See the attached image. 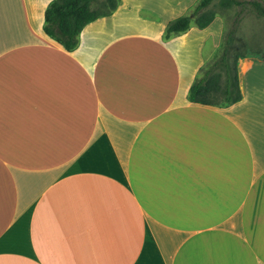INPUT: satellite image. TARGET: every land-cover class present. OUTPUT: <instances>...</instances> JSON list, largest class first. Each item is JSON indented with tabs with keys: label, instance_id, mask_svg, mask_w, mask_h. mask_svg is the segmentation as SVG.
<instances>
[{
	"label": "crops",
	"instance_id": "1",
	"mask_svg": "<svg viewBox=\"0 0 264 264\" xmlns=\"http://www.w3.org/2000/svg\"><path fill=\"white\" fill-rule=\"evenodd\" d=\"M51 0H0V264H264V56L241 98L192 101L223 23L198 0H117L74 49Z\"/></svg>",
	"mask_w": 264,
	"mask_h": 264
},
{
	"label": "trees",
	"instance_id": "2",
	"mask_svg": "<svg viewBox=\"0 0 264 264\" xmlns=\"http://www.w3.org/2000/svg\"><path fill=\"white\" fill-rule=\"evenodd\" d=\"M213 1L198 0L189 14L168 21L165 36L187 30L192 20L201 28L207 26L215 17V10L209 7ZM217 1L221 7L235 6L234 18L224 34L219 51L190 85L188 98L224 106L241 98L237 60L246 53H232L239 21L246 11L264 16V0ZM116 5L117 0H51L44 10L43 30L65 49H74L81 28L99 15L109 13Z\"/></svg>",
	"mask_w": 264,
	"mask_h": 264
},
{
	"label": "rangeland",
	"instance_id": "3",
	"mask_svg": "<svg viewBox=\"0 0 264 264\" xmlns=\"http://www.w3.org/2000/svg\"><path fill=\"white\" fill-rule=\"evenodd\" d=\"M209 7L215 10V14H218L223 23V40L226 30L234 18L236 7L233 5L221 7L217 0H214ZM235 51L264 56V16H258L251 11L242 14L232 46V53Z\"/></svg>",
	"mask_w": 264,
	"mask_h": 264
}]
</instances>
